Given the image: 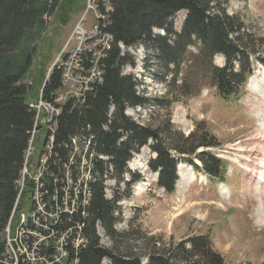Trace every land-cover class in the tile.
Instances as JSON below:
<instances>
[{"label":"trees","instance_id":"trees-1","mask_svg":"<svg viewBox=\"0 0 264 264\" xmlns=\"http://www.w3.org/2000/svg\"><path fill=\"white\" fill-rule=\"evenodd\" d=\"M109 1L110 21L102 24L101 30L111 34L113 41L100 59L102 82L93 85L83 104L75 106L70 100L63 104L47 160L51 166L47 174L52 181V175L59 177L68 163L71 137L77 133L91 135V140L84 137L80 143L89 142L90 149L101 155L93 159L92 168L89 165L92 178L88 182L90 199L86 204L82 203L85 197L80 191L82 214L75 209L69 217H60V222L68 225L71 233L77 231V224L81 225L79 236L87 240V244L85 242L75 251L76 258L69 264H224L222 256L212 249L204 235L168 245H158V240L151 237V241L146 239L141 254H125L116 244L122 237V232L115 227L117 201L121 196L105 197L103 175L107 173L117 181L121 180L128 171L127 161L142 146L148 145L155 153L148 166L158 173L157 184L167 192L174 189L179 162H194L192 156L200 160L201 168L210 177L222 179L223 169L221 160L207 150L218 147L219 143L205 128L197 127L184 135L169 122V118L162 128L137 123L124 114L127 106L145 107L150 99L145 92H136L132 75L122 74V65L134 64V61L127 52L121 53L118 42L126 47L142 44L146 48V67L153 69L151 75L165 87L164 95L152 102L166 109L172 102L195 91L190 81L193 59L209 73L208 85L226 100L240 93L256 61L264 63L261 50L256 47L252 34L243 31L244 23L239 16L227 12L229 0ZM51 8L45 0H0V264L5 250L4 229L15 208L16 182L18 186L24 151L33 130L34 114L28 107V99L37 97L40 92L49 100L61 85L60 69L53 67L46 75L44 61L39 60L33 72L29 70L31 43L40 37L45 26L43 16ZM179 11L186 14L180 29L175 30L172 18ZM99 13L104 16V8H100ZM26 34L31 43L26 44L21 53L16 52ZM260 43L264 42L260 40ZM193 46L196 55L189 49ZM216 54L224 57L222 66L214 64ZM201 147L203 150L198 151ZM109 163L112 166L110 173ZM129 175V180H123L127 190L141 178L139 173ZM28 191L29 187H26L19 200L14 212L16 218L18 209L28 202ZM97 222L111 240V247L100 243Z\"/></svg>","mask_w":264,"mask_h":264},{"label":"rangeland","instance_id":"rangeland-1","mask_svg":"<svg viewBox=\"0 0 264 264\" xmlns=\"http://www.w3.org/2000/svg\"><path fill=\"white\" fill-rule=\"evenodd\" d=\"M45 1L52 8L43 16L45 26L40 37L31 43L26 34L16 52L21 53L30 42L33 47L30 72L41 60L45 63L47 75L55 67L57 54L62 52L64 42L82 13L85 0ZM99 10L97 8V16ZM227 12L239 16L244 23L243 31L252 34L256 47L261 50L260 57L264 58V43H260V40L264 42V0H229ZM183 17L184 12L180 11L172 18L175 30L180 29ZM87 19H90L89 15ZM140 45H135L134 55L127 53L132 56L134 65L136 61L142 64L141 68L133 66L134 76L143 81L144 85L139 90L143 88L150 103L134 116H142L141 122L146 125L162 128L169 118V122L184 135L192 133L197 127L205 128L219 143L218 147L207 150L221 160L222 180L210 177L207 171L200 168L202 163L199 159L192 156L194 162L179 164L176 186L172 192H166L157 185L156 175L145 166L148 147H142L130 160L132 167L136 164L140 167L141 186L138 185L136 190L137 182L131 185L130 190L120 186L123 198L119 208L125 221L117 226V230L122 232V237L116 242L118 248L125 254H141L146 239L151 241V237L158 240V245H168L169 242L204 235L208 237L212 249L222 256L224 264H264V191L257 190L255 181L262 171L257 163L258 156L252 152L253 147L264 151V141H260L258 147L255 141L257 136L260 137L258 124L264 123V92L251 90L247 84L238 95L222 99L208 85L209 73L193 59L190 81L195 91L181 97L180 101L172 102L169 109L156 106L152 100L163 96L165 87L153 78V69L146 67V60L137 59L143 56ZM189 49L196 55L195 46ZM223 62L221 55L214 57L215 64L221 66ZM263 65L256 61L249 78L262 79L264 74L259 71L264 70ZM64 91L61 88L58 93ZM36 102L33 104L37 105ZM42 136L43 133H36L34 144L40 143ZM201 150L202 147L198 149ZM11 220L12 217L8 222ZM103 239L104 245L112 246L110 239Z\"/></svg>","mask_w":264,"mask_h":264},{"label":"built area","instance_id":"built-area-1","mask_svg":"<svg viewBox=\"0 0 264 264\" xmlns=\"http://www.w3.org/2000/svg\"><path fill=\"white\" fill-rule=\"evenodd\" d=\"M85 5L87 11L94 13V20L85 26L84 19H80L57 59L66 91L55 100L39 97L37 105L30 104L35 110L34 125L28 145L27 168H22L20 177V191L28 180L31 208L20 215L13 230L8 229L2 264H69L76 258L75 251L87 242L79 241L81 225L77 224V231L71 233L68 225L60 222V217H69L72 209H79L82 214L78 193L86 191L89 194V185H79V177H86L89 172L88 156L79 150V142L92 136L77 133L71 137L68 163L59 177L52 175V181L47 174L51 170L50 163L42 164V157H47L48 143L53 141V125L59 112L55 102L70 97L83 104L93 85L102 82L100 59L109 49L113 37L100 33V19H106L112 10L111 4L109 0H86ZM97 8H104V16H97ZM41 129L47 133L43 153L31 163L29 156L34 149L31 143L35 132ZM63 250H70V258H63Z\"/></svg>","mask_w":264,"mask_h":264},{"label":"bare ground","instance_id":"bare-ground-1","mask_svg":"<svg viewBox=\"0 0 264 264\" xmlns=\"http://www.w3.org/2000/svg\"><path fill=\"white\" fill-rule=\"evenodd\" d=\"M99 12H98V16H99ZM101 16V15H100ZM102 20L103 19H100V22H102ZM107 23V21H106V19H104V21H103V23H104V25H106V23ZM101 26H102V24L100 23V33L101 34H107V33H103L102 32V30H101ZM106 30V29H105ZM107 31V30H106ZM262 68H264V66H262ZM260 73H263L264 74V70H261V71H259ZM61 86H63V84H62V76H61ZM248 87L252 90V89H255V90H259L260 91V93L262 94L264 91V77L262 78V79H260V80H258V79H256L254 76H252L251 78H250V81L248 82ZM259 128H258V133H259V135H260V137H258L257 136V140H255L256 141V146L258 147V145H259V142L260 141H264L263 140V138L262 137H264V123L263 122H259ZM262 136V137H261ZM259 138V139H258ZM87 139H89V140H91V137H89V138H85V140H87ZM82 140H84V139H82ZM88 140V141H89ZM31 141V138H30V140H29V142ZM52 142L53 141H49V143H48V152H47V157H42V164H48L47 163V160H48V157H49V155H50V152H51V150H52ZM85 144V145H84ZM80 143L79 142V150H81V151H83V154H85V156H88V160H87V172H89V174L88 175H86V177L84 178V177H79V185H88V182L89 181H91V178H92V176H91V174H90V167H89V165H91V168H92V163H93V159L95 158V152H94V150H91L90 149V145H89V142H86V143ZM92 151H93V153H92ZM253 154L255 155V156H258V160H257V163H258V165H259V169H261V173H259V176H258V178H256L255 179V181L257 180V190L260 192V191H264V151H263V149H261V148H256V147H253ZM89 153V154H88ZM100 156L101 155H99V158H100ZM104 156V155H103ZM102 159V158H101ZM104 159H106V158H104ZM252 160V159H251ZM27 161H28V148H27V150H26V156H25V159H24V163H26L25 164V168H27ZM260 163H262V165H260ZM250 168V167H249ZM92 170V169H91ZM108 170H109V173H110V171L112 170V166H111V164H109L108 165ZM94 173V175L96 176V178L98 177L97 176V172H93ZM21 177H22V175H21ZM103 177H104V184H106V180H107V178L109 177L108 176V174L107 173H105L104 175H103ZM254 181V182H255ZM92 182H94V181H92ZM252 183L253 185L255 184V183ZM18 186H19V190H20V179L18 180ZM222 188L224 189V190H226L227 192H230L229 191V189H227V187L226 186H222ZM82 194L84 195V197H85V200H82V203H84V204H86L87 202H89V199H90V197H89V194H88V192H86V191H82ZM79 196H80V191H79V193H78V201H81V199H79ZM75 209H72L71 210V212H69V214L70 213H72L73 211H74ZM262 211V210H261ZM263 217H264V215H263ZM8 229H9V224L7 225V227H6V234L8 233ZM79 241H85L84 239H82L80 236H79ZM87 241V240H86ZM84 244H85V242H84ZM86 244H87V242H86ZM68 256H69V250H63V258H68ZM72 264H76V263H72Z\"/></svg>","mask_w":264,"mask_h":264}]
</instances>
